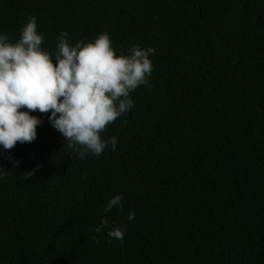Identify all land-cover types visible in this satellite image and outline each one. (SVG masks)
<instances>
[{
    "label": "trees",
    "instance_id": "trees-1",
    "mask_svg": "<svg viewBox=\"0 0 264 264\" xmlns=\"http://www.w3.org/2000/svg\"><path fill=\"white\" fill-rule=\"evenodd\" d=\"M29 16L50 53L61 32L154 48L151 90L130 93L99 157L76 159L50 113L0 148V264H264V0H0V34L14 43Z\"/></svg>",
    "mask_w": 264,
    "mask_h": 264
},
{
    "label": "clouds",
    "instance_id": "clouds-1",
    "mask_svg": "<svg viewBox=\"0 0 264 264\" xmlns=\"http://www.w3.org/2000/svg\"><path fill=\"white\" fill-rule=\"evenodd\" d=\"M17 41L10 42L7 33L0 34V148L11 151L18 143L30 144L37 138V127L43 121L31 113L49 114L48 122L64 139L67 148L79 160L90 154L99 157L117 138L102 139L107 127L133 107L130 93L140 86L151 90L149 79L154 48L133 44L128 54L117 55L110 36L100 33L93 42L71 46L68 34L57 37L56 51H44V37L37 34V21L29 16ZM54 57V58H53ZM55 60V64L53 63ZM64 145V146H65ZM13 167L19 161L8 157ZM37 165L23 175L25 180L38 171ZM10 172L0 168V179ZM121 194L111 198L104 212L123 209ZM129 220L134 213H129ZM108 228L101 217L93 231ZM126 229L107 231L111 240H124Z\"/></svg>",
    "mask_w": 264,
    "mask_h": 264
}]
</instances>
